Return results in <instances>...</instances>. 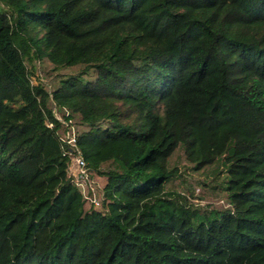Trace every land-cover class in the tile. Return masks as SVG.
I'll list each match as a JSON object with an SVG mask.
<instances>
[{"label":"trees","instance_id":"16d2710c","mask_svg":"<svg viewBox=\"0 0 264 264\" xmlns=\"http://www.w3.org/2000/svg\"><path fill=\"white\" fill-rule=\"evenodd\" d=\"M0 264H264V0H0Z\"/></svg>","mask_w":264,"mask_h":264},{"label":"rangeland","instance_id":"374dc122","mask_svg":"<svg viewBox=\"0 0 264 264\" xmlns=\"http://www.w3.org/2000/svg\"><path fill=\"white\" fill-rule=\"evenodd\" d=\"M32 66V70L34 71V75L32 78L33 84L37 85L40 83H44L48 85L49 88L55 87V83H57V80H60L62 78H66L72 74H75L72 69H64L59 72H54L51 64L44 60L42 62H36ZM51 105L53 106V103L51 102ZM57 117L61 118V114L57 112ZM73 126L75 127V130L83 131L85 128L80 125L78 122L73 121ZM73 134V132H72ZM224 163L221 162L218 165L212 167V168H206L202 171L196 172L193 170V168L187 163L185 160V156L181 150H178L169 161V168L173 169L174 167L180 168L182 171L187 169L188 175L185 176V178H175L171 182H169L166 185L167 190H173L180 192L182 194H185L188 192L189 194H194L191 197V202L195 207L198 208H206L208 204H211L212 206L219 207V197L217 196L218 192L223 188L221 186V183H225V170L223 169ZM221 173V175H218V179L216 183H213V186H218V188L215 190L212 188V190L207 187V189H204L197 181L200 182H209L213 176L214 173ZM92 184L95 188L101 189L102 186H104V182L99 178L98 176L95 177V179H92ZM85 188H87L86 185H84ZM190 197V196H189ZM223 206V205H221ZM103 209V208H100ZM104 210V209H103ZM211 210V208H210ZM215 210V209H214Z\"/></svg>","mask_w":264,"mask_h":264},{"label":"built area","instance_id":"2783aa9c","mask_svg":"<svg viewBox=\"0 0 264 264\" xmlns=\"http://www.w3.org/2000/svg\"><path fill=\"white\" fill-rule=\"evenodd\" d=\"M68 143L74 148L67 151V155L70 158L69 176L73 177V182L83 189L86 198H88L95 207L99 208L102 206L101 200L96 197L92 198L88 193V190H91L93 196H95L96 189L92 184V178L90 177L87 164L83 160L80 150L76 146V135L74 133L69 136ZM84 185H86L87 188H85Z\"/></svg>","mask_w":264,"mask_h":264}]
</instances>
